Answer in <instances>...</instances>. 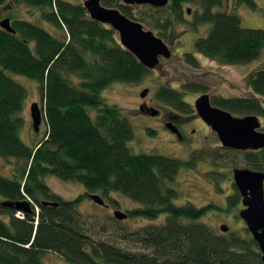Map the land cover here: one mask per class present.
Segmentation results:
<instances>
[{
  "label": "trees",
  "instance_id": "16d2710c",
  "mask_svg": "<svg viewBox=\"0 0 264 264\" xmlns=\"http://www.w3.org/2000/svg\"><path fill=\"white\" fill-rule=\"evenodd\" d=\"M188 1L203 8L195 13L192 25H212L206 36L197 39V52L220 64L247 63L261 56L264 29L243 26L237 13L224 8V0H170L163 8L148 4L159 12L169 11L163 26L155 27L160 31L184 21L183 4ZM19 2L39 8L41 18L59 31L20 18H11L15 32L0 25V156L21 162L13 177L0 174V264H45L43 255L48 251L72 264H264L247 227L243 234L217 232L198 222L210 205L175 202L179 192L172 183L182 165L191 161L132 150L133 125L101 93L115 81L137 82L149 69L122 45L119 34L92 19L78 1L0 0V8ZM242 2L257 5L255 0H237ZM120 9L139 19L130 7L122 5ZM140 20L150 25L145 18ZM186 58L196 65L192 52ZM10 73L36 80L45 91L48 129L33 146L20 135L27 89ZM248 82L255 93L264 96V67L252 72ZM187 86L193 91L207 89L198 83L183 85ZM158 97L187 112L188 103L180 91L165 87ZM213 103L234 114L264 116L262 100L254 95H219ZM88 107L97 109L95 118ZM247 157V167L259 169L264 149ZM228 161L236 165L235 160ZM48 175L79 182L88 191L98 190L106 197L120 192L141 204L132 209V215L155 219L165 214L166 221L136 233V240L148 251L119 247L102 238L103 230L94 232L88 225L78 208L85 195L72 199L58 196L44 181ZM235 191L229 197L230 206L241 201L240 191ZM29 199L32 213L17 214L16 207L3 204ZM44 200L58 204H44Z\"/></svg>",
  "mask_w": 264,
  "mask_h": 264
},
{
  "label": "rangeland",
  "instance_id": "374dc122",
  "mask_svg": "<svg viewBox=\"0 0 264 264\" xmlns=\"http://www.w3.org/2000/svg\"><path fill=\"white\" fill-rule=\"evenodd\" d=\"M73 1L83 3V0ZM224 1V8L237 13L243 26L264 29V0H255L256 6H250L245 2L237 3V0ZM104 3L106 6L119 9L122 5L130 7L134 15L139 18L137 20L143 23L146 29L153 30L158 35L160 31L163 35L165 34V36L161 34L159 36L165 40L172 51L170 57H161L160 65L154 69H149V72L141 80L137 82L115 81L101 93L105 101L109 104H116L121 109L122 114L133 125L135 137L129 144L132 150L135 153L166 154L183 161L192 162L193 160V164L190 162L189 165L186 163L182 165L175 181L172 183L179 192L175 202L183 204L190 201L199 207L210 205L211 208L203 217L198 219V222L206 223L217 232H224L220 226L226 224L229 226L227 232L243 234L247 227L246 222L239 214L243 205L241 201L238 206H230L229 204V197L236 192L233 168L247 167V154L258 150L230 148L229 151L227 147H223L217 133L199 117L195 100L204 93H209L211 97L219 95H254L262 100L264 106V96L255 93L248 82L252 72L264 67V49L258 59L235 64H220L197 52L195 49L197 39L206 36L212 25L211 23L199 24L196 27L192 25L195 13L203 9L195 1H188L183 4L184 21H176L168 29L160 31L156 27L163 26L167 17L166 14L169 12L167 9L159 12L150 7V4H126L122 0H106ZM40 13L39 8L21 2L13 3L11 6L0 8V20L2 21L7 17L12 18V20L16 18L27 19L58 33L59 29L43 20ZM140 18H145L150 25L141 21ZM189 52L195 55L196 65L187 60L186 55ZM10 74L27 89V97L21 112L24 123L20 129V135L27 144L33 146L40 138L45 136L48 129V125L44 120L45 91L43 92L40 83L34 79L25 75ZM73 81L78 83V77L74 76ZM187 83H202L207 85L208 88L206 91L196 92L189 90L188 86L183 87ZM165 87L180 91L183 98L189 103L185 105L187 112L182 111V115L180 114L177 117L179 122L185 124V141L175 139L169 129L164 127L163 116L153 117L140 110L139 103L143 102L144 99L159 109H164L163 107L166 106L171 108L170 104L158 98L159 91ZM145 88H149V92L146 98H143L141 92ZM154 97L157 102L151 101ZM34 102H38L43 111V122L39 131L35 130L31 115V105ZM88 108L95 118L98 113L97 109L94 107ZM172 112L176 116L173 110ZM258 116L262 123L260 130L264 131V116ZM193 128L195 129L194 132H192ZM215 153H217L216 158H213ZM228 160H235L236 165ZM261 161L264 164L263 158ZM20 167L21 162L17 158L0 156V174L13 177L15 170ZM44 181L53 192L64 199L85 195L78 208L85 215L84 218L88 225L93 227L94 232L95 230H103V233L100 234L102 238L109 239L119 247L128 250L148 251L141 242L136 240V233L141 234L145 227L160 225L166 221L165 214L155 219L142 215H132V209L140 207L141 204L117 191L110 192L106 197L98 190L88 191L79 182L63 180L53 175L46 176ZM89 193L100 194L104 198L105 204L96 203L88 195ZM116 210L126 213L127 217L122 220L116 218L114 215ZM19 213L20 210L17 214ZM21 213L24 212L21 211ZM7 215V213L4 214L5 217ZM182 220L184 222L190 221L187 219ZM96 238H100L99 235H96ZM43 258L45 264H72L50 251L45 252Z\"/></svg>",
  "mask_w": 264,
  "mask_h": 264
},
{
  "label": "water",
  "instance_id": "95a60500",
  "mask_svg": "<svg viewBox=\"0 0 264 264\" xmlns=\"http://www.w3.org/2000/svg\"><path fill=\"white\" fill-rule=\"evenodd\" d=\"M106 0H83V4L92 19L108 24L120 36L122 45L130 50L148 69H154L161 63V57H170L172 51L165 40L153 30L146 29L143 23L132 19L119 8L104 4ZM108 1V0H107ZM126 4H150L164 7L170 0H122ZM190 11V10H189ZM2 28L15 32L10 17L0 21ZM145 88L141 95L148 94ZM195 107L201 118L217 133L220 141L226 147L240 150H259L264 148V131L260 130L262 123L257 114L236 115L231 111L211 102L208 93H204L195 101ZM154 113H156L154 111ZM31 115L36 131H39L43 122V111L38 102L31 105ZM169 127L173 129L171 124ZM234 182L239 189L245 207L240 210V216L246 222L254 240L257 241L264 261V171L248 167H235L233 169ZM98 204L104 205L105 200L100 194H90ZM44 204L57 202L44 200ZM4 205L16 207L25 213L34 212L31 200L16 202L3 201ZM36 209L38 206H35ZM116 218L122 220L127 214L116 210ZM221 230L227 232L229 226L223 224Z\"/></svg>",
  "mask_w": 264,
  "mask_h": 264
},
{
  "label": "flooded vegetation",
  "instance_id": "af4514ba",
  "mask_svg": "<svg viewBox=\"0 0 264 264\" xmlns=\"http://www.w3.org/2000/svg\"><path fill=\"white\" fill-rule=\"evenodd\" d=\"M200 84H202V83H200ZM205 86H207V85H205ZM208 88V87H207ZM196 92H203V91H196ZM142 93V92H141ZM209 94V93H208ZM210 95V94H209ZM142 96V95H141ZM147 96V95H146ZM146 96H142L143 98H146ZM211 97V96H210ZM215 97V96H214ZM214 97H211V102H212V104H214L213 103V98ZM159 98V97H158ZM160 99V98H159ZM146 99H144L143 100V102H140L139 103V107H140V110L142 111V112H144V113H147V114H150L151 116H153V117H160V116H163V118H164V122H163V125H164V127H167V129H169V131L171 132V134H173L174 135V138L176 139V138H178L180 141H185V139H186V134H185V124H183V123H181V122H179L178 120H177V117H178V115H182V111H179L177 108H175L174 106H172L169 102H167V101H165V100H162V99H160V100H162V101H164V102H166V103H168V104H170V106H171V108H169V107H163L164 109H159V108H157V107H155L154 105H151V104H149V102H146L145 101ZM185 101H186V99H184ZM197 100V99H196ZM195 100V101H196ZM151 101L152 102H157V99L154 97V98H152L151 99ZM186 103H188V102H186ZM189 104V103H188ZM215 106H217L216 104H214ZM164 110V111H163ZM172 110L176 113V116H174L173 115V112H172ZM154 111L156 112V113H154ZM199 117H201L200 115H199ZM202 119V118H201ZM203 120V119H202ZM204 121V120H203ZM205 122V121H204ZM206 123V122H205ZM168 124H171L172 126H173V129L171 128V127H169L168 126ZM207 124V123H206ZM208 125V124H207ZM209 126V125H208ZM210 127V126H209ZM211 128V127H210ZM212 129V128H211ZM195 131V129L193 128L192 129V132H194ZM222 143V142H221ZM222 146L223 147H226V146H224L223 144H222ZM230 147H227V149H229ZM231 149H234V148H231ZM262 149H264V148H262ZM259 150H261V149H259ZM235 168V167H234ZM233 168V169H234ZM249 168V167H248ZM252 169V168H251ZM254 170H262V171H264V164H262V166H261V168H259V169H254ZM233 176H234V174H233ZM235 183V182H234ZM235 186H236V184H235ZM237 188V187H236ZM239 190V189H238ZM90 194V193H89ZM241 194V193H240ZM242 199H243V197H242V195H241V203H242V205H243V207L241 208V209H243L244 207H245V205L243 204V201H242ZM240 209V210H241Z\"/></svg>",
  "mask_w": 264,
  "mask_h": 264
}]
</instances>
